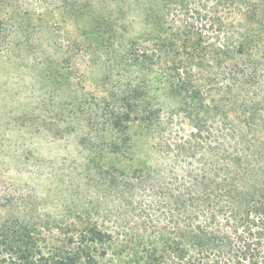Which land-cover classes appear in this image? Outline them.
<instances>
[{
    "label": "trees",
    "instance_id": "trees-1",
    "mask_svg": "<svg viewBox=\"0 0 264 264\" xmlns=\"http://www.w3.org/2000/svg\"><path fill=\"white\" fill-rule=\"evenodd\" d=\"M15 38L87 92L90 166L0 168V264H264V0H0Z\"/></svg>",
    "mask_w": 264,
    "mask_h": 264
},
{
    "label": "rangeland",
    "instance_id": "rangeland-1",
    "mask_svg": "<svg viewBox=\"0 0 264 264\" xmlns=\"http://www.w3.org/2000/svg\"><path fill=\"white\" fill-rule=\"evenodd\" d=\"M17 44L15 38L8 48L0 47V168L12 183L36 187L39 194L52 180L49 174L62 177V187L76 185L90 166L77 140L88 132L82 126L88 114L84 103L78 108L72 101L87 92L75 80L57 77L49 83L44 72L54 68L33 62L38 48L25 52Z\"/></svg>",
    "mask_w": 264,
    "mask_h": 264
}]
</instances>
